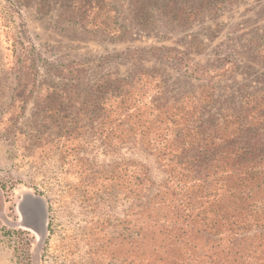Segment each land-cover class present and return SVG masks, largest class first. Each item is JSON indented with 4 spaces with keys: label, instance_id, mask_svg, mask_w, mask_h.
<instances>
[{
    "label": "rangeland",
    "instance_id": "obj_1",
    "mask_svg": "<svg viewBox=\"0 0 264 264\" xmlns=\"http://www.w3.org/2000/svg\"><path fill=\"white\" fill-rule=\"evenodd\" d=\"M106 75L132 80L129 101L93 91ZM243 85L264 89V0H0V264L130 260L134 123L161 91L168 126L193 129Z\"/></svg>",
    "mask_w": 264,
    "mask_h": 264
},
{
    "label": "trees",
    "instance_id": "obj_2",
    "mask_svg": "<svg viewBox=\"0 0 264 264\" xmlns=\"http://www.w3.org/2000/svg\"><path fill=\"white\" fill-rule=\"evenodd\" d=\"M115 76L93 91L129 101L132 80ZM243 88L237 104L198 115L193 129L168 126L178 99L151 98L152 119L134 123V148L146 160L132 163V258L121 264H264V89Z\"/></svg>",
    "mask_w": 264,
    "mask_h": 264
},
{
    "label": "water",
    "instance_id": "obj_3",
    "mask_svg": "<svg viewBox=\"0 0 264 264\" xmlns=\"http://www.w3.org/2000/svg\"><path fill=\"white\" fill-rule=\"evenodd\" d=\"M19 210L23 218V225L38 233V224L46 223V213L44 204L34 197L25 195Z\"/></svg>",
    "mask_w": 264,
    "mask_h": 264
},
{
    "label": "flooded vegetation",
    "instance_id": "obj_4",
    "mask_svg": "<svg viewBox=\"0 0 264 264\" xmlns=\"http://www.w3.org/2000/svg\"><path fill=\"white\" fill-rule=\"evenodd\" d=\"M24 198V197H23ZM23 200V199H22ZM22 202V201H21ZM21 204V203H20ZM20 206V205H19ZM20 211V210H19ZM20 216H21V220L23 221V218H22V215H21V212H20ZM24 222V221H23ZM28 228V227H26ZM30 229V228H29Z\"/></svg>",
    "mask_w": 264,
    "mask_h": 264
}]
</instances>
